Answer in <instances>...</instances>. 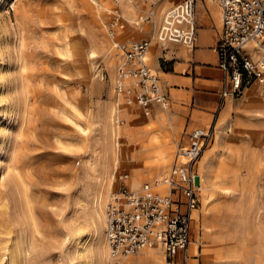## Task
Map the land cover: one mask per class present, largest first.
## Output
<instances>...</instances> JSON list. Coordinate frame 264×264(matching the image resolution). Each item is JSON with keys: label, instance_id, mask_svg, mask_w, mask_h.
Segmentation results:
<instances>
[{"label": "rangeland", "instance_id": "1", "mask_svg": "<svg viewBox=\"0 0 264 264\" xmlns=\"http://www.w3.org/2000/svg\"><path fill=\"white\" fill-rule=\"evenodd\" d=\"M79 1L0 0V264H9L10 251L16 257L13 264H84L81 255L92 239L88 231L77 238L73 233L59 234L57 228L62 218L75 220L80 212L74 208L78 172L82 164L93 162L106 137L104 111L112 106L122 111L121 103L125 104L99 55L104 50L117 54L104 25L115 11L124 24L117 38L140 41L137 31L150 28L153 10L161 3L83 0V8ZM180 1L167 4L160 15ZM79 25L88 35L82 63L77 52L66 53L68 42H79L75 32ZM155 46L160 47L157 69ZM164 49L151 41L148 61L165 94L161 74L169 71V64ZM90 51L96 59H90ZM254 86L264 83H254L208 115L196 113L193 103L187 102L185 115L173 125L165 117L161 127L127 125L126 119L117 118V124L123 120L122 143L146 145L152 156L169 150L161 177L167 174L176 148L186 142V133L215 122L214 138L197 162L203 189L192 213L189 264H264V90L260 88L251 101L249 90ZM123 175L130 178L125 169L113 171L111 193L121 187ZM151 179V174L141 178L140 188ZM24 189L29 205L22 197ZM45 203L50 206L41 205ZM50 242L56 244L52 250L47 249ZM153 250L162 261L160 251Z\"/></svg>", "mask_w": 264, "mask_h": 264}, {"label": "built area", "instance_id": "2", "mask_svg": "<svg viewBox=\"0 0 264 264\" xmlns=\"http://www.w3.org/2000/svg\"><path fill=\"white\" fill-rule=\"evenodd\" d=\"M212 1L221 15V31L213 48L216 67L222 74L218 112L227 99L240 97L256 82L264 83V0ZM195 2L181 0L165 11L156 36L161 46L175 44L193 50ZM104 28L122 60L115 74L116 94L126 105L139 107L145 116L149 115L152 104L167 109V96L148 61L151 42L118 39L117 33L124 30V24L115 11ZM215 132L214 122L187 134L186 142L176 148L162 179L166 189L163 194L155 192L149 184L130 190L126 187L127 177H120L122 185L110 194L105 207V235L111 264H136L123 260L149 249L160 251L163 264H189L192 213L200 204L203 189L197 162Z\"/></svg>", "mask_w": 264, "mask_h": 264}, {"label": "bare ground", "instance_id": "3", "mask_svg": "<svg viewBox=\"0 0 264 264\" xmlns=\"http://www.w3.org/2000/svg\"><path fill=\"white\" fill-rule=\"evenodd\" d=\"M174 1L175 0H159V2H161L160 5L155 10H153L150 28L146 30L152 32L151 35L153 40H156L157 32L164 15L163 13L161 14L162 16L160 15L161 11L163 12V8L167 4L173 3ZM79 3L80 6H82L83 8L86 7L85 1L80 0ZM90 14L92 20H95L93 14L91 12ZM75 32L77 34L76 36H78L77 38H79V42H68L66 45V53L72 55L77 52L80 57L78 62L82 63L83 58L85 57L84 48L86 43L85 41L86 38H88V35L84 26L80 25L76 28ZM24 48L25 45L21 41L20 50L22 51L24 50ZM118 54L119 53L117 52L116 55H112L107 50H104L99 54L100 57L103 59L106 67H108L109 69V75L112 84L115 81V70L120 66L122 61L120 54ZM88 56L90 57V59H96L97 57L93 51H90L88 53ZM117 56L119 62L116 59ZM23 69L25 70L24 67ZM121 105L122 111L116 109L113 106L110 107L108 110L104 111V115L102 117L108 124L105 127L106 137L100 141L98 145L99 153L97 156L94 157L93 162H91L90 165L82 164L78 172V195L74 198V208L76 207L80 211L79 214L76 216L75 220L66 217L62 218L59 222V227L57 228L59 234L63 232L73 233L77 238H79L83 233L88 231L89 237H91L92 239L91 244L84 247L83 253L81 255V259L84 261V264H111L109 246L105 235V207L113 188L111 174L114 170L118 168L129 171L130 178H127L128 180L126 181V184L130 190H139V180L148 176V174H151L152 179L148 182V184L150 183L149 185L152 187V189L155 192L161 194L166 192L165 187L162 185L163 177H161L160 174L167 168V163L169 162V150H165L160 154L152 156L147 154L148 149L146 145H138L136 143L125 144V142L122 143L119 135V129L122 127L117 124V118L122 117L126 119L127 125L129 124L135 126L139 125V123L136 124L133 119V105L129 106L122 103ZM62 114L64 115V113ZM152 116L153 114L151 113V115H149V118L151 119ZM157 116H159V114ZM163 117L164 116L160 117L161 120L159 121V123H148L161 127L163 125ZM142 118L143 117H141V119ZM80 122L84 123V119L81 118ZM127 125L124 127H127ZM148 131L150 132V130ZM80 132L83 133L84 131L81 130ZM85 137L86 136H84L83 134L80 135V139L83 143L86 140ZM146 144L150 145L151 141H146ZM155 183H158L159 185L155 186ZM22 197L25 199V204L29 205L28 196L26 194L25 189L24 193H22ZM80 200L81 203L78 202ZM41 205L43 207L50 206V204L48 203H45V205ZM77 221L79 223H77ZM68 237H70V235ZM53 245L54 244H51L50 242V248L47 249L52 250V248L56 244L54 246ZM41 253L43 255L46 254V252ZM14 257L12 252L10 251L9 264H13ZM138 259L140 264H161L163 261V256L161 261L157 253L153 249H149L144 251L137 257H128L125 258L123 261L125 263L134 262L136 264H139L137 262ZM147 259L152 260V262H146ZM69 262L72 263V258Z\"/></svg>", "mask_w": 264, "mask_h": 264}, {"label": "crops", "instance_id": "4", "mask_svg": "<svg viewBox=\"0 0 264 264\" xmlns=\"http://www.w3.org/2000/svg\"><path fill=\"white\" fill-rule=\"evenodd\" d=\"M220 18V10L214 1L196 0V38L193 50L189 51L179 45L168 44L165 45V52L162 54L166 59L165 62L168 60L167 68L169 71L161 74V83L166 91L167 100L171 103V109L163 110L159 105L152 104L149 115L152 113L153 116L150 119L149 115L145 116L142 111L141 113L146 118L141 116L137 111V108H140L136 106L133 108L135 110H133V119L136 124L139 123L140 126H145L151 122L156 124L161 120V116L165 117L168 125L176 124L185 115L187 102L193 103L195 106L193 111L200 114L208 115L210 110L216 108L222 74L216 67L217 58L213 48L221 31ZM145 28L137 31V36L143 38L140 41H148L149 39L153 41L152 32L146 31ZM159 48V46H155L153 51L155 69L158 68L156 60ZM184 50L191 53L189 54ZM263 87L254 86L251 91L249 90V95L252 97L251 101L258 97L261 92L260 88L264 90ZM158 114L159 116H157ZM141 117L143 118L141 119ZM199 122L197 121V123ZM194 128L201 127H193L190 131ZM190 131L186 133V137ZM137 262L139 263V259Z\"/></svg>", "mask_w": 264, "mask_h": 264}]
</instances>
